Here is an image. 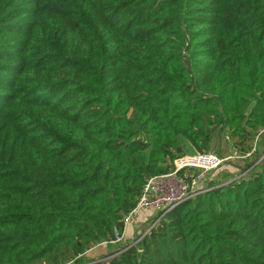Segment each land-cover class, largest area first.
I'll return each mask as SVG.
<instances>
[{"label": "trees", "instance_id": "obj_1", "mask_svg": "<svg viewBox=\"0 0 264 264\" xmlns=\"http://www.w3.org/2000/svg\"><path fill=\"white\" fill-rule=\"evenodd\" d=\"M212 127L248 176L88 257ZM263 130L264 0H0V264H264Z\"/></svg>", "mask_w": 264, "mask_h": 264}, {"label": "built area", "instance_id": "obj_2", "mask_svg": "<svg viewBox=\"0 0 264 264\" xmlns=\"http://www.w3.org/2000/svg\"><path fill=\"white\" fill-rule=\"evenodd\" d=\"M251 153L248 155H251ZM263 158L264 151L261 153L256 162H260ZM221 162L222 161L216 157L208 155H183L175 160V168L172 172L150 177L143 187L141 197L135 209L124 217L125 228L126 224L133 219L135 213L141 209L154 210L156 217L145 231L139 232V238L131 245L137 243L144 234L148 233L169 211L174 209L176 206L194 198L199 194L210 191L214 186L206 187L202 185L201 183L206 174L203 169H201V173V170L196 171V169L204 168V170L207 171L213 167L216 168ZM181 170L183 172H180ZM250 170L242 171L232 180L247 177ZM123 240L124 232L123 234L116 232L115 236H110L108 241L105 243L113 245L121 243Z\"/></svg>", "mask_w": 264, "mask_h": 264}, {"label": "rangeland", "instance_id": "obj_3", "mask_svg": "<svg viewBox=\"0 0 264 264\" xmlns=\"http://www.w3.org/2000/svg\"><path fill=\"white\" fill-rule=\"evenodd\" d=\"M210 135V151L208 153H205V155L216 157L222 162L216 168L213 167L212 169L207 171L204 170V168H197L196 171L203 169V171L205 172L206 176L201 184L206 187L212 186V183H214L213 186H223L224 184L227 185L228 182L234 179V175L237 176L239 174L237 171L244 169L247 166L246 164L248 161L245 159L249 155H244V157L241 156L236 148L231 146V143L228 142L227 137L223 133H221L219 129L212 127ZM256 137H258V147L257 152L254 154V157H257L258 155L260 156L264 151V130L258 133ZM201 172L202 170L200 171V173ZM140 211H142V213ZM139 212L143 215V218L145 217L144 222L147 223H145L144 225H146V227H148L156 217L155 212L152 209H141L137 213H135V215H137ZM136 219L135 217H133V219L126 224L128 233L132 232V227L136 225ZM140 229L141 228H139L138 231H135L131 239H128L127 241L123 240L121 243L113 245L108 243L97 244L89 249L86 252V255L91 258H97L106 253L113 252L120 247H123V245L134 243L139 238V231H145L147 228L144 229L143 227L141 230Z\"/></svg>", "mask_w": 264, "mask_h": 264}, {"label": "crops", "instance_id": "obj_4", "mask_svg": "<svg viewBox=\"0 0 264 264\" xmlns=\"http://www.w3.org/2000/svg\"><path fill=\"white\" fill-rule=\"evenodd\" d=\"M140 212L142 213V211H140ZM140 212L137 215H134L133 216V217H135V219L137 217V219L135 220L136 225L132 227V232L131 233H128L127 232V227L125 228V231H124V240L127 241L128 239H131V237L134 235L133 233L135 231H138L139 228L142 229L143 227H146V225H144V224L147 223V222H144L145 217L143 218V215ZM139 232H141V231H139Z\"/></svg>", "mask_w": 264, "mask_h": 264}]
</instances>
